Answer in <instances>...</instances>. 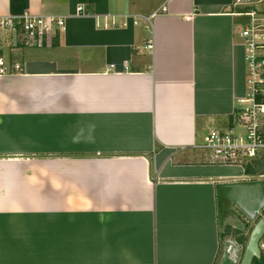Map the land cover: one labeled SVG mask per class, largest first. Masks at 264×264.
Returning a JSON list of instances; mask_svg holds the SVG:
<instances>
[{"label":"crops","instance_id":"1","mask_svg":"<svg viewBox=\"0 0 264 264\" xmlns=\"http://www.w3.org/2000/svg\"><path fill=\"white\" fill-rule=\"evenodd\" d=\"M242 9L0 0V22L65 20L46 50L0 29V264H228L216 188L247 177L206 144L246 95ZM259 191L234 202L255 219Z\"/></svg>","mask_w":264,"mask_h":264},{"label":"built area","instance_id":"2","mask_svg":"<svg viewBox=\"0 0 264 264\" xmlns=\"http://www.w3.org/2000/svg\"><path fill=\"white\" fill-rule=\"evenodd\" d=\"M254 2L262 6L251 5ZM238 3L255 7L241 14L249 18L240 32L245 50L246 95L237 101L234 125L226 131H210L206 147L212 152V164L244 169L245 165H254L260 158L264 159L260 157L264 154V0H238ZM54 27L64 28L65 20L25 15L0 22V29L22 33L29 41H35L34 45L26 43L28 46L39 48L49 39ZM4 65L0 60V68ZM15 69L19 70L20 66L16 65ZM259 248L264 262V236Z\"/></svg>","mask_w":264,"mask_h":264},{"label":"water","instance_id":"3","mask_svg":"<svg viewBox=\"0 0 264 264\" xmlns=\"http://www.w3.org/2000/svg\"><path fill=\"white\" fill-rule=\"evenodd\" d=\"M240 188L237 184H220L216 188L219 234L223 239L226 230L231 229L243 235L250 233V238L243 254L241 264H253L255 260H261L259 242L264 236V216L253 226L255 217H249L248 214H242L237 211V205L234 203L237 190ZM242 248L234 241L227 240L224 248V261L228 264H238L241 260Z\"/></svg>","mask_w":264,"mask_h":264},{"label":"rangeland","instance_id":"4","mask_svg":"<svg viewBox=\"0 0 264 264\" xmlns=\"http://www.w3.org/2000/svg\"><path fill=\"white\" fill-rule=\"evenodd\" d=\"M252 1H254V0H252ZM251 5H253V6H256V7H261L262 5H255V2L254 3H252ZM245 8V7H244ZM150 19V18H149ZM143 20H145L146 22H147V18H145V19H143ZM142 21V20H141ZM249 22V18H247V17H244V16H242L240 19H239V23H240V26H241V28L242 27H244V25H246L247 23ZM7 34H13L14 35V33L13 32H7ZM15 36V38H16V42H15V44H16V48H19V47H22V46H24L25 48L27 47V48H32V49H30V50H36V49H43V50H46V49H48V48H51V47H49V43L47 44L46 42H44L43 44H42V48H37V47H30V46H28L26 43H28V44H30V45H34V43H35V41H29V39H28V37H26L24 34H16V35H14ZM7 40V39H6ZM14 44V45H15ZM22 44V45H21ZM13 46L11 45V48H12ZM51 50V49H50ZM19 71V70H18ZM260 157H262V158H264V154H260ZM258 162H260V163H264V159H259L258 160ZM255 164V163H254ZM250 166H254V165H250ZM250 166H248V165H245L244 166V171H245V169H247V168H249ZM262 167H264V165H262ZM261 174H264V169L262 170V171H260V172H254V173H249L246 177H247V180L246 181H243L242 182V186L239 188V191L240 192H242L243 191V189L245 190V188H251V189H260V191H259V193H262L263 194V197H264V178H261L260 177V175ZM240 195H242L243 197H245V194L242 192ZM237 204V203H236ZM237 211L239 212V213H241L242 211V209L240 208V206L237 204ZM244 212V211H243ZM242 214V213H241ZM262 215H264V213H262ZM260 218H261V216H260ZM260 218H257L256 220H254L253 221V226L258 222V219H260ZM245 236V235H244ZM238 235L237 234H234V231H230L229 232V235L227 234V235H225V238H224V240H223V242H222V251L224 250V245H225V243H226V241L227 240H234L236 243H237V240H238ZM249 238H250V233L248 234V235H246V238L245 239H243L245 242L244 243H241V242H239V243H241V245H239L238 243V245L242 248V254H241V260L238 262V264H241V261H242V258H243V254H244V251H245V249H246V246H247V244H248V241H249Z\"/></svg>","mask_w":264,"mask_h":264},{"label":"trees","instance_id":"5","mask_svg":"<svg viewBox=\"0 0 264 264\" xmlns=\"http://www.w3.org/2000/svg\"><path fill=\"white\" fill-rule=\"evenodd\" d=\"M244 7H245V8L241 10V11H242V14H243V13H247V12H249L250 10H252V9L255 8V7H253V6H247V7L244 6ZM262 165H264V163H260V162L257 161V162L254 164V166H250L249 168L245 169V175L247 176L249 173H254V172H260V171H262V170L264 169V167H262ZM261 176H264V174H261L260 177H261ZM230 231H233V230L228 229V234H229ZM234 234H237V235L239 236V237H238V240H237V243H238L239 245H241V243H244V242H245L243 239H245L246 236H244L243 234H241V233H239V232H237V231H234ZM239 242H241V243H239ZM253 264H264V262H263L262 260H261V261H257V260H255Z\"/></svg>","mask_w":264,"mask_h":264},{"label":"clouds","instance_id":"6","mask_svg":"<svg viewBox=\"0 0 264 264\" xmlns=\"http://www.w3.org/2000/svg\"><path fill=\"white\" fill-rule=\"evenodd\" d=\"M262 216H264V215H262ZM262 216H261V218H262ZM259 220V219H258Z\"/></svg>","mask_w":264,"mask_h":264}]
</instances>
